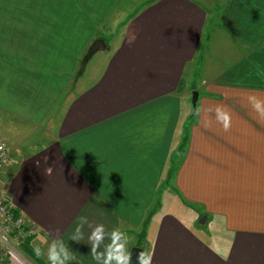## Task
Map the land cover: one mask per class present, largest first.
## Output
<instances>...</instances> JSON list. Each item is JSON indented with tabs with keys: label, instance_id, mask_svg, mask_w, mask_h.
<instances>
[{
	"label": "crops",
	"instance_id": "obj_1",
	"mask_svg": "<svg viewBox=\"0 0 264 264\" xmlns=\"http://www.w3.org/2000/svg\"><path fill=\"white\" fill-rule=\"evenodd\" d=\"M0 142L36 260L99 264L84 216L150 264H264V0H0Z\"/></svg>",
	"mask_w": 264,
	"mask_h": 264
},
{
	"label": "clouds",
	"instance_id": "obj_2",
	"mask_svg": "<svg viewBox=\"0 0 264 264\" xmlns=\"http://www.w3.org/2000/svg\"><path fill=\"white\" fill-rule=\"evenodd\" d=\"M261 105L257 106L260 110ZM217 119L222 123L223 128L227 131L230 128L231 118L225 111L217 108ZM51 174V168L47 169ZM77 221H86L89 224V232L87 234V241L90 244V255L95 262L99 264H131V254L128 249L130 238L119 228H113L110 232L106 231L103 224L93 225L88 221L87 217L80 216ZM77 235H71L70 241L79 243L85 239V232L81 231V227L77 226ZM105 241H108L105 243ZM34 253L37 257L46 255L48 264H69L70 261L75 260L74 251H72L67 244L60 239H55L48 245L47 251L41 249L39 246L34 248ZM139 264H150V258L145 259V253L140 252L138 256Z\"/></svg>",
	"mask_w": 264,
	"mask_h": 264
},
{
	"label": "built area",
	"instance_id": "obj_3",
	"mask_svg": "<svg viewBox=\"0 0 264 264\" xmlns=\"http://www.w3.org/2000/svg\"><path fill=\"white\" fill-rule=\"evenodd\" d=\"M11 161L7 144L0 142V172ZM36 235V229L16 212L7 194L0 190V264H36L24 251Z\"/></svg>",
	"mask_w": 264,
	"mask_h": 264
},
{
	"label": "water",
	"instance_id": "obj_4",
	"mask_svg": "<svg viewBox=\"0 0 264 264\" xmlns=\"http://www.w3.org/2000/svg\"><path fill=\"white\" fill-rule=\"evenodd\" d=\"M106 49V45L102 40H97L94 42L90 49L89 56H93L97 52L104 51ZM196 101V99H194ZM140 252H144L142 249L135 248L131 252V264H139L138 256Z\"/></svg>",
	"mask_w": 264,
	"mask_h": 264
},
{
	"label": "trees",
	"instance_id": "obj_5",
	"mask_svg": "<svg viewBox=\"0 0 264 264\" xmlns=\"http://www.w3.org/2000/svg\"><path fill=\"white\" fill-rule=\"evenodd\" d=\"M24 251H25V253H26L27 255H29V256L35 261L36 264H38V261L36 260V257H34L33 253H32L31 250H30L29 244H26V245L24 246Z\"/></svg>",
	"mask_w": 264,
	"mask_h": 264
},
{
	"label": "rangeland",
	"instance_id": "obj_6",
	"mask_svg": "<svg viewBox=\"0 0 264 264\" xmlns=\"http://www.w3.org/2000/svg\"><path fill=\"white\" fill-rule=\"evenodd\" d=\"M107 39L110 41L111 40V37H108ZM94 62H96V61H94ZM193 100H194V97H192V100L191 101L193 102ZM202 220H203V218H201L200 221H199V223H200L201 226H203L202 223H204V221L202 222ZM37 261H38V264H48V263L42 262L41 260H38V259H37Z\"/></svg>",
	"mask_w": 264,
	"mask_h": 264
}]
</instances>
